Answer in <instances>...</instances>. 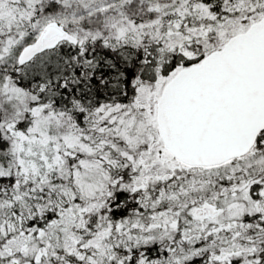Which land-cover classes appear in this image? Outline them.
I'll list each match as a JSON object with an SVG mask.
<instances>
[{
    "label": "snow or ice",
    "instance_id": "snow-or-ice-1",
    "mask_svg": "<svg viewBox=\"0 0 264 264\" xmlns=\"http://www.w3.org/2000/svg\"><path fill=\"white\" fill-rule=\"evenodd\" d=\"M0 264H264V0H0Z\"/></svg>",
    "mask_w": 264,
    "mask_h": 264
}]
</instances>
